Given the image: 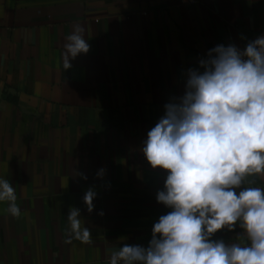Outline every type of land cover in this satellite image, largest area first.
Listing matches in <instances>:
<instances>
[{
    "label": "crops",
    "instance_id": "0c3cea01",
    "mask_svg": "<svg viewBox=\"0 0 264 264\" xmlns=\"http://www.w3.org/2000/svg\"><path fill=\"white\" fill-rule=\"evenodd\" d=\"M263 25L264 0H0V178L21 209L0 202V264H108L125 243L147 246L171 210L155 199L167 173L143 156L147 132L209 49L243 50ZM78 26L90 50L65 69ZM71 207L91 245L65 243Z\"/></svg>",
    "mask_w": 264,
    "mask_h": 264
},
{
    "label": "clouds",
    "instance_id": "9594fccd",
    "mask_svg": "<svg viewBox=\"0 0 264 264\" xmlns=\"http://www.w3.org/2000/svg\"><path fill=\"white\" fill-rule=\"evenodd\" d=\"M83 33L78 26L67 36L65 69L90 50ZM141 151L153 170L167 173L155 199L171 210L153 223L147 246L125 243L108 264H264V187L254 186L264 177V36L243 50L209 49L187 70L183 95L164 105ZM95 196L89 188L83 197L89 213ZM16 201L13 185L0 178V202L14 218ZM67 221L65 243H93L78 208ZM237 226L240 242L212 239Z\"/></svg>",
    "mask_w": 264,
    "mask_h": 264
},
{
    "label": "built area",
    "instance_id": "2783aa9c",
    "mask_svg": "<svg viewBox=\"0 0 264 264\" xmlns=\"http://www.w3.org/2000/svg\"><path fill=\"white\" fill-rule=\"evenodd\" d=\"M259 36H264V25L262 27H260V29L258 30V32H257V34H256L254 39H256Z\"/></svg>",
    "mask_w": 264,
    "mask_h": 264
}]
</instances>
